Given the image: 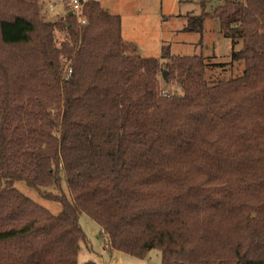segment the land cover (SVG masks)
Instances as JSON below:
<instances>
[{
  "label": "trees",
  "instance_id": "trees-1",
  "mask_svg": "<svg viewBox=\"0 0 264 264\" xmlns=\"http://www.w3.org/2000/svg\"><path fill=\"white\" fill-rule=\"evenodd\" d=\"M80 4L83 24L0 0V264H77L81 213L136 258L264 264V0L185 16L196 33L218 19L243 63L211 83L202 55L130 52L118 15ZM159 76L178 91L162 92ZM61 175L68 195L42 194L57 214L14 187L59 186Z\"/></svg>",
  "mask_w": 264,
  "mask_h": 264
},
{
  "label": "rangeland",
  "instance_id": "rangeland-1",
  "mask_svg": "<svg viewBox=\"0 0 264 264\" xmlns=\"http://www.w3.org/2000/svg\"><path fill=\"white\" fill-rule=\"evenodd\" d=\"M40 18L45 21L64 20L67 7L65 0H35ZM101 7L121 20V36L129 45L128 51L143 57L159 58L162 46H168L171 55H202L206 59L204 77L207 82L231 79L243 71V63L230 60L231 41L220 30L218 19L206 16L201 33L184 31L185 16L212 13L225 1L243 0H97ZM66 11V12H65ZM57 43L63 35L56 32ZM237 44L235 49H239ZM134 48V49H132ZM63 71L68 63L61 61ZM159 88L164 93L178 91L175 83H166L159 76ZM14 187L21 193L46 208L52 214L61 210V205L42 196L43 192L68 195L65 180L61 175L59 186L46 189L30 188L24 181H16ZM78 222L85 234L80 243L77 264H159L160 253L153 249L140 259L122 251L111 250L100 234L99 225L88 215L81 213Z\"/></svg>",
  "mask_w": 264,
  "mask_h": 264
},
{
  "label": "built area",
  "instance_id": "built-area-1",
  "mask_svg": "<svg viewBox=\"0 0 264 264\" xmlns=\"http://www.w3.org/2000/svg\"><path fill=\"white\" fill-rule=\"evenodd\" d=\"M67 7L66 11L67 12H71L75 18H76V21L80 24H83L85 23V17L84 15H82L81 13V4H80V0H65V3H64V7ZM65 11V12H66ZM67 74H69L71 72V69L68 68L66 70ZM105 239V244L107 246V239L104 237Z\"/></svg>",
  "mask_w": 264,
  "mask_h": 264
},
{
  "label": "water",
  "instance_id": "water-1",
  "mask_svg": "<svg viewBox=\"0 0 264 264\" xmlns=\"http://www.w3.org/2000/svg\"><path fill=\"white\" fill-rule=\"evenodd\" d=\"M69 15H71V12H68ZM164 77H166V72L164 71Z\"/></svg>",
  "mask_w": 264,
  "mask_h": 264
}]
</instances>
